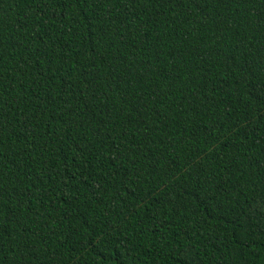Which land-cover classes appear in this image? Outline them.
<instances>
[{"label": "trees", "instance_id": "16d2710c", "mask_svg": "<svg viewBox=\"0 0 264 264\" xmlns=\"http://www.w3.org/2000/svg\"><path fill=\"white\" fill-rule=\"evenodd\" d=\"M0 264H264V0H0Z\"/></svg>", "mask_w": 264, "mask_h": 264}]
</instances>
